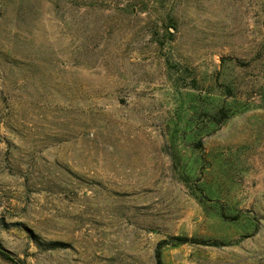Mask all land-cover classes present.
<instances>
[{"label": "rangeland", "instance_id": "rangeland-1", "mask_svg": "<svg viewBox=\"0 0 264 264\" xmlns=\"http://www.w3.org/2000/svg\"><path fill=\"white\" fill-rule=\"evenodd\" d=\"M0 244L264 264V0H0Z\"/></svg>", "mask_w": 264, "mask_h": 264}, {"label": "trees", "instance_id": "trees-1", "mask_svg": "<svg viewBox=\"0 0 264 264\" xmlns=\"http://www.w3.org/2000/svg\"><path fill=\"white\" fill-rule=\"evenodd\" d=\"M174 239L179 243H184L190 240L188 239V237H184V236H175ZM194 241H196V239H194ZM0 256L14 264H22V262L17 257H15L8 249H6L1 244H0ZM155 259H156V264H162L158 249L155 251Z\"/></svg>", "mask_w": 264, "mask_h": 264}]
</instances>
